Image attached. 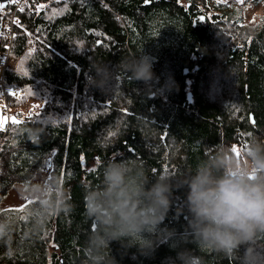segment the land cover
Here are the masks:
<instances>
[{"label": "trees", "instance_id": "trees-1", "mask_svg": "<svg viewBox=\"0 0 264 264\" xmlns=\"http://www.w3.org/2000/svg\"><path fill=\"white\" fill-rule=\"evenodd\" d=\"M181 1L28 0L17 11L11 51L18 61L4 81L12 90L9 105L27 109H19V122L0 129V202L15 184L49 169L57 208L67 210L45 213L40 201L47 200L40 198L0 209V224L8 227L0 235V264H90L85 196L101 183L110 160L131 158L149 176L179 179L219 148L231 147L242 158L252 139L264 141V40L231 41L242 49L228 61L224 41H209L217 30L182 19ZM194 49L204 56L189 85L183 67ZM134 56L152 61L150 83L134 81L120 67ZM105 67L111 79L98 87L97 70ZM185 192L174 193L160 226L175 235L148 254L113 241L117 264H173L184 249L202 264H256L243 246L229 256L192 242ZM252 247L264 264V235Z\"/></svg>", "mask_w": 264, "mask_h": 264}, {"label": "clouds", "instance_id": "clouds-1", "mask_svg": "<svg viewBox=\"0 0 264 264\" xmlns=\"http://www.w3.org/2000/svg\"><path fill=\"white\" fill-rule=\"evenodd\" d=\"M120 67L134 81L148 84L155 78L147 56L121 61ZM97 75L96 86L103 87L112 73L105 67L97 70ZM35 132L39 134V130ZM49 187L51 193L45 186L33 193L47 200L46 204L40 201L45 213L66 211L55 203L57 186ZM181 188L186 190L185 231L192 242L229 256L243 246L246 259L255 256L256 264H260L252 245L264 235V141L256 139L243 149L242 158L231 147H222L215 155L200 160L194 172L179 179L168 174L149 176L148 170L131 158L110 160L103 168L101 183L85 196L87 214L95 225L87 240L90 264H117L110 251L113 241L138 246L142 254H148L158 241L171 239L174 230L162 231L160 226L175 203L174 193ZM7 231V225L0 224V235ZM177 262L202 264V259L184 249L173 264Z\"/></svg>", "mask_w": 264, "mask_h": 264}, {"label": "flooded vegetation", "instance_id": "flooded-vegetation-1", "mask_svg": "<svg viewBox=\"0 0 264 264\" xmlns=\"http://www.w3.org/2000/svg\"><path fill=\"white\" fill-rule=\"evenodd\" d=\"M250 1L259 4L260 11L254 23L248 22L245 12V5ZM145 3L150 2L146 0ZM181 4L184 5L182 19L187 18L193 27L208 26L217 30L216 34L218 37L211 38L209 41H224V45L220 49L224 47V57L228 61L236 53L240 52L243 44V42L240 43L239 46L241 48L237 50L236 48H232L231 45L233 44L231 41H249L251 43L254 37L264 40V0H182ZM248 28L254 34L246 37ZM198 51L196 49L191 51V56L188 58L189 64L183 67V74L189 76L187 78L189 85H192L195 81V76L192 75L193 69H200L198 58L204 56L203 52ZM186 67L188 68V72L185 73L184 68ZM44 172L49 176V169ZM25 204L27 203H23L22 206ZM85 212L86 216L89 217L87 207H85ZM94 228L95 225L92 220V229L94 230Z\"/></svg>", "mask_w": 264, "mask_h": 264}, {"label": "rangeland", "instance_id": "rangeland-1", "mask_svg": "<svg viewBox=\"0 0 264 264\" xmlns=\"http://www.w3.org/2000/svg\"><path fill=\"white\" fill-rule=\"evenodd\" d=\"M26 1V0H25ZM245 12L247 15V19L249 23L256 22V16L259 13V4L253 3L252 1L248 2L247 5H245ZM11 17V13L8 10V15L6 16V19ZM17 23V22H16ZM15 23V26H16ZM14 26V29H15ZM1 104V103H0ZM4 105V103H2ZM27 109L25 106H18L16 107L17 111L19 109ZM48 175L46 172L41 171L38 172L32 179H30L28 182H18L11 188L8 192V194L2 199L0 202V209H8L12 207H21L23 203H26L33 199H44L42 195H33V193H39L40 192V186L48 187ZM48 192H50V188L48 187ZM263 257V256H260Z\"/></svg>", "mask_w": 264, "mask_h": 264}, {"label": "built area", "instance_id": "built-area-1", "mask_svg": "<svg viewBox=\"0 0 264 264\" xmlns=\"http://www.w3.org/2000/svg\"><path fill=\"white\" fill-rule=\"evenodd\" d=\"M24 0H12L9 4L11 17L3 20V30H4V44L0 51V94L3 96L2 100L4 105L1 104L3 114L10 117L13 114L18 115L16 106H10L8 98L6 97L8 93H12V90L6 88L4 81V73L10 68H14L16 64V58L12 55V43L15 35V23L17 22V11L21 8Z\"/></svg>", "mask_w": 264, "mask_h": 264}, {"label": "water", "instance_id": "water-1", "mask_svg": "<svg viewBox=\"0 0 264 264\" xmlns=\"http://www.w3.org/2000/svg\"><path fill=\"white\" fill-rule=\"evenodd\" d=\"M28 1V0H26ZM10 0H0V45H1V37H2V25H3V19H2V15H1V10L3 8H5L6 6H8ZM184 72H188V68H184ZM192 92L190 91L189 94H188V99L189 100H192ZM2 108H1V105H0V129H3V128H6L7 127V116L3 115L2 114ZM251 116V119H252V122L255 123V119H254V116L253 114L251 113L250 114ZM20 119L18 117H15V116H12L11 117V122H19Z\"/></svg>", "mask_w": 264, "mask_h": 264}, {"label": "bare ground", "instance_id": "bare-ground-1", "mask_svg": "<svg viewBox=\"0 0 264 264\" xmlns=\"http://www.w3.org/2000/svg\"><path fill=\"white\" fill-rule=\"evenodd\" d=\"M10 1H11V0H10ZM24 1H25V0H24ZM9 3H10V2H9ZM23 3H24V2H23ZM23 3H22V5H23ZM22 5H21V7H22ZM2 19H3V18H2ZM17 20H18V19H17ZM3 35H4V30H3V25H2V36H3ZM4 42H5V41H4ZM1 44H2V37H1ZM3 44H4V43H3ZM2 48H3V47H2ZM2 48H1V45H0V51L2 50ZM11 53H12V51H11ZM12 55H13V54H12ZM13 56H14V55H13ZM14 57H15V56H14ZM15 58H16V57H15ZM17 61H18V59L16 58V64H17ZM16 64H15V66H16ZM15 66H14V67H15ZM0 97H1V101H2V103H3V100H2V97H3V96H2L1 94H0ZM2 103H1V104H2ZM1 104H0V105H1ZM2 105H3V104H2ZM1 107H2V106H1ZM2 114H3V112H2ZM3 115H5V114H3ZM5 116H7V115H5ZM12 116L18 117L17 114H16V115L13 114V115H11L10 117L7 116V121H8V123H7V127H8L11 123H13V122H11V117H12ZM7 127H6V128H7Z\"/></svg>", "mask_w": 264, "mask_h": 264}]
</instances>
